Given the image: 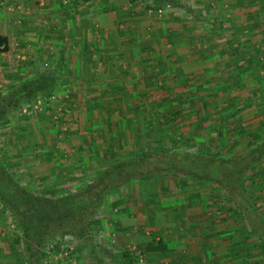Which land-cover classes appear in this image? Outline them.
<instances>
[{
  "label": "rangeland",
  "instance_id": "rangeland-1",
  "mask_svg": "<svg viewBox=\"0 0 264 264\" xmlns=\"http://www.w3.org/2000/svg\"><path fill=\"white\" fill-rule=\"evenodd\" d=\"M115 1L118 12L129 8L136 13L137 32L140 33V37L134 36L135 41L124 39L128 45H118L116 48L117 52L130 53L131 59L122 61V65L118 59L116 63L107 59L109 61H102L104 65L96 66L94 60L83 63L72 58L55 59L52 54L55 51L54 54H59L58 41H61L63 33L47 26L43 29V33H46L44 39L50 40L47 43L52 49L47 47L37 52L38 56H31L26 46L20 44V51L26 53L25 60L19 59L17 51L11 50L12 53L3 56L0 62L2 91L11 84H19L26 77L31 78L47 71L57 72L58 82L61 81L49 92L50 95L41 94L38 97V109H34V105L29 109L30 105L26 104V113L15 112L10 125L0 129V154L8 158L14 176L21 175L24 183L38 192L54 196L65 190L77 191L115 160L126 161L139 153L146 141L151 147L158 142L151 140V137L142 139L143 133L137 138L139 134L136 133H141V130H134V123L141 118L138 110H146L144 105H140V98L159 101L172 88L170 94L177 99L179 92L188 91L181 85L185 78L172 75L175 68V60H169L173 57L172 51L178 49L181 57L189 54L194 58L181 62L185 67V77L191 80L214 65L205 54L194 53L191 49L201 41L206 49L214 46V51L220 54L225 40L229 38V33L225 32L229 26L224 31V25L236 23L237 37H242V31L245 34L251 28L256 33L252 35L253 41H264V0H170L169 3L166 0ZM168 4L170 7L167 8ZM159 8L163 9L162 15L157 13ZM57 10V6L54 10L49 9L46 15ZM128 17L125 14L122 18ZM184 29V41L179 43L177 39L174 42L169 40L173 30L181 32ZM17 40L20 41V38H15ZM139 50L145 58H142L140 65H135L133 57L134 54L138 56ZM94 67V70L104 75H109L115 69L117 76L113 79L114 85L99 89L86 75ZM232 92L242 96L248 94L247 89H234ZM193 94L186 93L182 99H189ZM121 102L122 109L117 108ZM198 106L187 103L188 109L182 110L179 116L183 119L181 129L177 128V124L170 125L169 129L177 128L187 133L195 124L193 120ZM17 135L22 136V139L14 143L13 139ZM34 142L39 145L37 148L29 146ZM24 145H28L27 149H24ZM48 149L53 151V155L46 159L41 154ZM154 178V181L160 180L162 185L165 182L162 176ZM179 179L181 176L177 175L170 180V187L174 191H177L175 186ZM146 186V183L141 185L140 182L139 185L133 182L119 191L113 190L110 204L99 212L101 223L92 227L91 238L60 237L63 243L59 252L51 253L43 264H173L177 255L172 250L177 239L182 240V245L199 242V239L191 235L195 230L190 225L179 230L174 223V214L166 211L157 213L155 227L148 226L142 231L140 226L144 225L145 218L141 214L139 197ZM194 213L197 214L194 215L196 220L204 226L206 218L199 214L202 212L199 209L189 211L191 215ZM240 227V222L230 221L218 228L229 230V235L239 245L243 243L241 235L244 233ZM18 238L16 225L0 202V264L23 263L22 255L19 258L12 256ZM54 244L51 242L49 247L52 249ZM67 247L72 251L74 259L71 261L67 259ZM185 248L187 251L180 259L187 263L186 258L190 255ZM253 250L243 255L246 257L243 262L260 259L259 248Z\"/></svg>",
  "mask_w": 264,
  "mask_h": 264
},
{
  "label": "trees",
  "instance_id": "trees-1",
  "mask_svg": "<svg viewBox=\"0 0 264 264\" xmlns=\"http://www.w3.org/2000/svg\"><path fill=\"white\" fill-rule=\"evenodd\" d=\"M235 24H223L224 31L229 26L225 31L229 38L220 54L214 46L206 49L201 41L191 49L213 62L215 68L207 74L188 79L181 66L186 58L181 59L178 49L172 51L176 58L180 57L174 61L172 75L185 78L181 85L188 88L187 94H194L182 99L186 93L179 92L176 99L170 88L159 101L140 98L146 110H138L141 118L134 123V130L140 129L141 133H136L137 138L143 133L142 139L151 137L158 142L151 147L146 141L139 153L126 161L115 160L81 189L54 196L38 192L26 185L21 175L14 176L8 158L0 154V202L19 232L13 258L22 255L21 264H43L51 253L59 252L61 238L90 239L92 227L102 221L99 212L110 204L111 192L133 182L147 184L139 197L145 218L142 231L155 227V216L163 211L173 213L174 223L180 228L188 222V206H197L213 221L240 222L243 249L259 248L264 257V41L254 42L252 35L256 33L251 28L237 37ZM184 32L185 29L173 30L169 40L181 43L186 38ZM9 51L8 38L0 35V62L1 54ZM58 78L57 72L47 71L0 90V129L10 125L15 112L22 114L26 104L31 109L41 94L50 95L61 82ZM234 89H247L248 94L235 95ZM187 103L199 106L195 124L183 133V119L179 116L188 109ZM122 106V102L118 103L117 108ZM176 124L180 129H169ZM21 139L17 135L13 142ZM29 146L39 145L34 142ZM52 155L50 149L41 154L46 159ZM177 175L181 179L174 191L170 180ZM157 176L163 177V185L153 180ZM51 242L56 243L52 249ZM65 250L67 259H74L72 251L68 247Z\"/></svg>",
  "mask_w": 264,
  "mask_h": 264
},
{
  "label": "crops",
  "instance_id": "crops-1",
  "mask_svg": "<svg viewBox=\"0 0 264 264\" xmlns=\"http://www.w3.org/2000/svg\"><path fill=\"white\" fill-rule=\"evenodd\" d=\"M0 1V35L8 38L10 47L9 53H12L11 50L17 51V54H15L19 59H26L25 51H20V44L26 46V51H28L31 56H38L37 52L43 49L45 50L47 47L51 48L50 44L47 43V41L50 40L44 39L46 33H43V29L45 26L52 27L63 33L61 41H58L59 47L57 50L59 54H54L57 51L54 53L52 52L55 59L60 58L61 60H67L72 58L77 61L82 60L83 63L86 60H94L96 61L93 63L95 66L104 65L105 62L102 63V61L107 59L112 60L113 63H116L115 60L118 59L120 65H122V61L131 59L130 53L117 52L116 48H118V45H128L125 41L130 38L135 41L134 36L140 37V33L137 32L138 19L136 13H133L129 8L121 9L120 12H118L117 10L119 9H117L115 0ZM56 6L59 9L57 10L58 12L55 11L57 13H53L52 11L51 15H46L49 9L54 10ZM125 14H128L129 17L122 18ZM124 23L126 25H124ZM2 30H4L5 33ZM113 33L116 34L113 35ZM71 35H74V37L72 38ZM15 38H20V41H15ZM122 41L125 43H121ZM106 43H109V45ZM9 53L1 54V60H3V56ZM188 55L189 54L185 55L186 59H194L191 55ZM143 56L144 54L140 50L138 56L134 54L133 59L135 65H140L142 63V58L143 60L145 58ZM179 58H176L173 54V57L169 58V60L177 61ZM181 59H183V56ZM182 67L185 70L184 65ZM211 68L214 69L215 66L207 68V70L202 73L207 74V71ZM94 69L95 67L86 75L87 78H91V81L95 83V85L97 84L99 89L114 85L113 79L115 80L117 76L115 74V69L112 68L113 70H111L109 75L100 74V71L97 72ZM120 70H122L121 67ZM211 75L213 74H210V77ZM193 209L200 210L201 208L197 206H188L185 211L188 222L183 226L188 225L189 227L190 225V228L195 230L191 235L197 236L196 238L199 239V242H188L186 243L187 245L184 243V245H182V240L177 239L175 248L172 250L177 255L176 259L173 260V264H263L264 258L262 256H260V259L255 258L243 262L242 260L246 259L243 255L245 253H252L254 250L243 249L242 245L245 243L238 245V242L233 240V236L229 235V230H219L218 227L223 225L224 222L213 221V217L200 210L202 213L199 214L202 216L204 215L206 218L204 219L206 224L203 226L201 221L196 220L194 216L197 215L196 213L192 215L189 214V211ZM193 219H195L194 222H192ZM225 224H227V222H225ZM185 247H187L190 255L186 258L187 261L185 262L187 263H184V260L180 259L187 251ZM238 251L240 254L237 255ZM253 256H255V254Z\"/></svg>",
  "mask_w": 264,
  "mask_h": 264
},
{
  "label": "built area",
  "instance_id": "built-area-1",
  "mask_svg": "<svg viewBox=\"0 0 264 264\" xmlns=\"http://www.w3.org/2000/svg\"><path fill=\"white\" fill-rule=\"evenodd\" d=\"M0 3H1V1H0ZM166 7L168 8V7H170V5L168 4V5H166ZM157 13H158L159 15H162V13H163V9H162V8H159L158 11H157ZM39 104H40V101L36 100V102L34 103V106H33L34 109H38ZM23 112L26 113V112H27V109L24 108V109H23Z\"/></svg>",
  "mask_w": 264,
  "mask_h": 264
}]
</instances>
